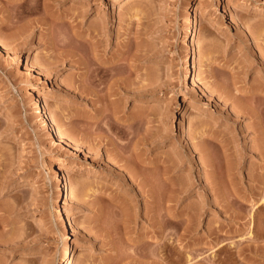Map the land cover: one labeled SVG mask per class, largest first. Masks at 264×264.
Masks as SVG:
<instances>
[{
    "label": "rangeland",
    "instance_id": "obj_1",
    "mask_svg": "<svg viewBox=\"0 0 264 264\" xmlns=\"http://www.w3.org/2000/svg\"><path fill=\"white\" fill-rule=\"evenodd\" d=\"M19 1L0 0V264H264V0L52 1L24 49Z\"/></svg>",
    "mask_w": 264,
    "mask_h": 264
},
{
    "label": "bare ground",
    "instance_id": "obj_2",
    "mask_svg": "<svg viewBox=\"0 0 264 264\" xmlns=\"http://www.w3.org/2000/svg\"><path fill=\"white\" fill-rule=\"evenodd\" d=\"M52 1H56L58 3H63L66 0H20L14 7L10 8L8 11L9 17H8V23H11L12 25H16L19 23H23L26 22V24H24L23 27H21V30L19 29V32L14 36L16 37L18 40H22V44L18 45L19 47H21V49H24L25 46H29L31 44L30 38L32 37V33L31 31L33 30L34 26H38V24H42L43 27L45 26H51L50 23H47L46 21H40V19H34L33 17L41 12L44 13H49L51 10V6ZM201 5H197L196 9L192 11V13H198L201 10ZM52 14V13H51ZM194 18V17H193ZM58 19V18H57ZM11 25V26H12ZM190 26H195V21L194 19L191 18V23ZM191 27V28H192ZM34 32V31H33ZM31 33V34H30ZM30 34V35H29ZM192 37H197V32L195 30L191 31L190 36H188V40L190 41ZM191 57L188 59V63H191ZM96 65V62H95ZM94 66V65H92ZM98 65L95 66V68L93 69L92 72V76L94 79V83L98 82L100 80V82L102 83V80L105 78H109L107 73L105 71H102L99 67H97ZM102 67V66H101ZM90 68V67H89ZM93 68V67H92ZM187 72L186 74L192 75L193 74V70L195 68L192 67V65L190 64L189 67L187 68ZM92 70V69H91ZM104 70V69H103ZM90 71V70H88ZM90 74V72H89ZM112 75V74H111ZM186 75V76H187ZM191 77V76H190ZM92 79V78H91ZM92 79V80H93ZM104 82V81H103ZM256 110V109H255ZM262 110V107H261ZM264 111V110H263ZM242 113V111H241ZM262 111H255L254 116H256V120L259 121L258 125L260 126V133H262L264 131V127H263V120H262ZM257 125V126H258ZM46 126H48L49 128H51L53 131H56V133L58 134V136L60 137V141L61 142H66L65 141V136L60 132L57 131L54 126L52 125V123L49 121L48 117L46 118ZM263 130V131H262ZM262 131V132H261ZM264 133V132H263ZM262 133V134H263ZM206 157V156H205ZM210 157V156H209ZM207 158V157H206ZM70 169L69 166L67 164H59L56 165V167H54L53 172L56 173H61L62 171H66ZM62 184L60 186V195H61V201L63 202V204H67L70 201V187H69V182H68V178L66 177V175L64 174V176L62 175L61 179ZM149 184V183H148ZM128 208V207H127ZM127 210V209H126ZM130 210V209H129ZM125 212V211H124ZM126 215H129L128 217L131 216V213L129 214V212L126 211L125 213ZM161 217V216H160ZM58 219H61L62 221L64 220V216L62 214L58 215ZM131 219V218H129ZM65 221V220H64ZM128 221V220H127ZM131 221V220H130ZM162 223V222H161ZM67 224V223H66ZM67 233L66 235H64V241L68 240L70 237L68 236L71 232V228L70 225H67ZM161 234V233H160ZM70 252V248L68 247L67 244H65L64 248L61 250L60 252V257L62 259L63 262H66L69 259V253ZM160 252V250H159ZM159 254V253H158ZM161 255V254H160ZM159 255V256H160Z\"/></svg>",
    "mask_w": 264,
    "mask_h": 264
}]
</instances>
